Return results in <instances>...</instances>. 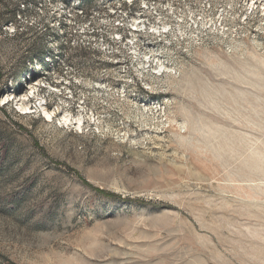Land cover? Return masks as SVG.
I'll use <instances>...</instances> for the list:
<instances>
[{
  "label": "rangeland",
  "instance_id": "1",
  "mask_svg": "<svg viewBox=\"0 0 264 264\" xmlns=\"http://www.w3.org/2000/svg\"><path fill=\"white\" fill-rule=\"evenodd\" d=\"M0 264H264V0H0Z\"/></svg>",
  "mask_w": 264,
  "mask_h": 264
},
{
  "label": "built area",
  "instance_id": "2",
  "mask_svg": "<svg viewBox=\"0 0 264 264\" xmlns=\"http://www.w3.org/2000/svg\"><path fill=\"white\" fill-rule=\"evenodd\" d=\"M144 5V0H141ZM143 9V8H141ZM135 27L131 29V35L129 39L126 38V43L129 46V53L131 55L139 57L145 64L146 67L153 70V75L161 77L169 74L171 69V63L167 62L163 56L172 54L173 49L169 44H164V35L168 34L169 30L164 27H158L154 25H148L147 23L139 22L135 23ZM117 41L123 43V38L119 37ZM133 53V54H132ZM142 63V62H141ZM162 68H159V67ZM139 89L142 92H150L145 85L140 84ZM158 101L156 100V103Z\"/></svg>",
  "mask_w": 264,
  "mask_h": 264
},
{
  "label": "bare ground",
  "instance_id": "3",
  "mask_svg": "<svg viewBox=\"0 0 264 264\" xmlns=\"http://www.w3.org/2000/svg\"><path fill=\"white\" fill-rule=\"evenodd\" d=\"M25 107H27V106H25ZM25 107H24V109H25ZM43 111H44V110H43ZM44 113H45L46 116L50 117V113H48V112H46V111H44Z\"/></svg>",
  "mask_w": 264,
  "mask_h": 264
}]
</instances>
